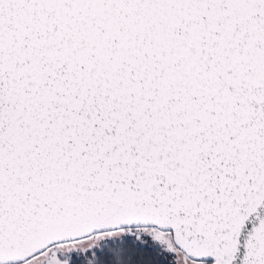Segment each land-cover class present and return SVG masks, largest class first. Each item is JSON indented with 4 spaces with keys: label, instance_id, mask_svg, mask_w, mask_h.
I'll return each instance as SVG.
<instances>
[{
    "label": "snow or ice",
    "instance_id": "obj_1",
    "mask_svg": "<svg viewBox=\"0 0 264 264\" xmlns=\"http://www.w3.org/2000/svg\"><path fill=\"white\" fill-rule=\"evenodd\" d=\"M0 264H264V0H0Z\"/></svg>",
    "mask_w": 264,
    "mask_h": 264
}]
</instances>
